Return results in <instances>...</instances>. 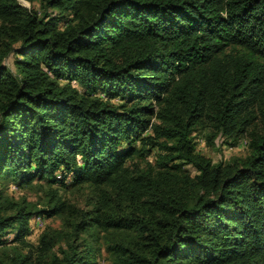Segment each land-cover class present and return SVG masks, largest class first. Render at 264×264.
I'll list each match as a JSON object with an SVG mask.
<instances>
[{"label": "trees", "instance_id": "obj_1", "mask_svg": "<svg viewBox=\"0 0 264 264\" xmlns=\"http://www.w3.org/2000/svg\"><path fill=\"white\" fill-rule=\"evenodd\" d=\"M25 1L0 0V177L94 195L37 209L0 188V247L65 221L0 264H97L94 231L111 264H264V0ZM197 130L247 152L214 162Z\"/></svg>", "mask_w": 264, "mask_h": 264}, {"label": "rangeland", "instance_id": "obj_2", "mask_svg": "<svg viewBox=\"0 0 264 264\" xmlns=\"http://www.w3.org/2000/svg\"><path fill=\"white\" fill-rule=\"evenodd\" d=\"M19 2L27 8H38L36 2L30 3L29 1L19 0ZM13 57L10 56L5 60V63L13 69L12 64ZM116 103L118 99L114 100ZM204 131L197 130L193 133L195 141V149L201 153L210 157L214 162L226 161L230 157L244 156L247 152V146L245 139H241L236 145L232 146L226 143L223 138L219 137L215 139L214 145H208L204 137ZM121 147H126V144H122ZM120 147V148H121ZM158 150L153 149L147 152L144 159L153 161ZM127 165V162L125 163ZM191 175L195 173V170L190 165L184 166ZM62 174L57 173V179H61ZM0 188L5 192L4 194L13 199L26 198L27 201L35 204L37 209H43L46 207L48 200V191L50 188L57 190L58 194L66 201L76 205L77 207H87L86 204L94 195V188L83 183L81 185H74L72 183L71 175H68L63 183L60 181L55 183H49L47 180H32L31 182L17 185L13 183L7 177H0ZM65 221L61 215H55L47 217L42 213L35 215L29 221V232L23 240H14L16 230L10 231L5 239L6 243L0 247V252L3 255H11L15 251L27 253L29 250L34 251L35 246L38 243L39 235L46 229H59L64 225ZM94 236H88L87 233L82 235L83 244L86 248L90 249L94 254L97 264H111L112 256L107 249V245L110 242L108 239L111 235L106 234L104 231H94ZM95 235L98 237V241L95 239ZM30 245V246H29Z\"/></svg>", "mask_w": 264, "mask_h": 264}]
</instances>
